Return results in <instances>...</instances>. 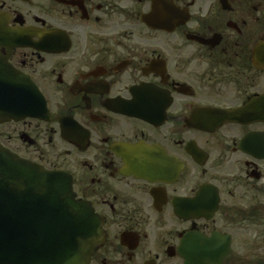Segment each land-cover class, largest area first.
<instances>
[{
	"label": "flooded vegetation",
	"instance_id": "obj_1",
	"mask_svg": "<svg viewBox=\"0 0 264 264\" xmlns=\"http://www.w3.org/2000/svg\"><path fill=\"white\" fill-rule=\"evenodd\" d=\"M4 96L32 115L0 146L94 214L88 264H264V0H0Z\"/></svg>",
	"mask_w": 264,
	"mask_h": 264
},
{
	"label": "water",
	"instance_id": "obj_2",
	"mask_svg": "<svg viewBox=\"0 0 264 264\" xmlns=\"http://www.w3.org/2000/svg\"><path fill=\"white\" fill-rule=\"evenodd\" d=\"M26 106L23 102L20 109ZM27 115L31 110L0 108V119ZM94 217L75 200L66 174L46 170L0 146V264H88L98 244ZM227 251L224 248L211 261L191 263L185 257V264H219Z\"/></svg>",
	"mask_w": 264,
	"mask_h": 264
},
{
	"label": "rangeland",
	"instance_id": "obj_3",
	"mask_svg": "<svg viewBox=\"0 0 264 264\" xmlns=\"http://www.w3.org/2000/svg\"><path fill=\"white\" fill-rule=\"evenodd\" d=\"M258 251H260L261 253L264 251V243H261V246H260V248H258ZM248 261L249 260H253V259H247ZM260 261V260H259ZM263 262H261L260 264H262ZM241 264H250V263H246V262H244V263H241Z\"/></svg>",
	"mask_w": 264,
	"mask_h": 264
}]
</instances>
